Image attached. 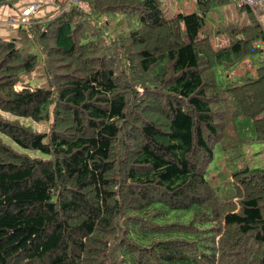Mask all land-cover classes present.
Listing matches in <instances>:
<instances>
[{
    "label": "trees",
    "instance_id": "trees-1",
    "mask_svg": "<svg viewBox=\"0 0 264 264\" xmlns=\"http://www.w3.org/2000/svg\"><path fill=\"white\" fill-rule=\"evenodd\" d=\"M229 2L246 22L206 20ZM195 3L61 1L4 23L0 133L19 148L0 135V264H264V163L246 153L262 142L264 160V23Z\"/></svg>",
    "mask_w": 264,
    "mask_h": 264
},
{
    "label": "rangeland",
    "instance_id": "rangeland-1",
    "mask_svg": "<svg viewBox=\"0 0 264 264\" xmlns=\"http://www.w3.org/2000/svg\"><path fill=\"white\" fill-rule=\"evenodd\" d=\"M159 5L162 10V13L165 16H171L172 14L178 11L188 12L196 9L195 0H159ZM12 17L14 19H18L19 15L17 17L16 16H12ZM211 18L221 19L222 21L228 23L229 22L244 23L247 20L245 12L243 10H237L234 6V2H229L226 4L216 5L211 7L206 15V20L210 22ZM210 42L213 47H217L226 44V38L221 34L214 35L210 38ZM25 47L28 50H34L35 43L32 41H28L26 42ZM40 73H41V69L35 68L33 72H31L29 75H26L24 77L23 80L24 83H28L30 85H33L35 83L38 84L39 81L42 79L39 75ZM3 114H5L8 117H15L16 119H18V121L28 124L37 130H43L46 128V122L43 120H35L30 117L10 114L8 112H3ZM0 135L6 142H9L13 147L19 148L8 136H5L1 133ZM261 147H262V142H253L250 143L248 147H246V153H248L247 157H250V162L252 163V165H260L264 163V160L259 153ZM214 150L216 156L220 151L219 149H217V147H215ZM26 151L34 155L40 154L39 151L34 149H28Z\"/></svg>",
    "mask_w": 264,
    "mask_h": 264
},
{
    "label": "crops",
    "instance_id": "crops-1",
    "mask_svg": "<svg viewBox=\"0 0 264 264\" xmlns=\"http://www.w3.org/2000/svg\"><path fill=\"white\" fill-rule=\"evenodd\" d=\"M62 0H14L11 4H1L0 5V33L6 34L7 26L5 23V18L7 16H20L25 12V8L29 3L37 2L39 3V8L34 13V17H42L46 14L54 13V11L60 5Z\"/></svg>",
    "mask_w": 264,
    "mask_h": 264
},
{
    "label": "built area",
    "instance_id": "built-area-1",
    "mask_svg": "<svg viewBox=\"0 0 264 264\" xmlns=\"http://www.w3.org/2000/svg\"><path fill=\"white\" fill-rule=\"evenodd\" d=\"M73 0H62V4L59 6L60 8H65L69 2ZM238 4L244 3L251 7V9L255 12L257 20L261 23H264V0H236ZM39 8V3L32 2L29 3L23 15H20L18 19H14L11 16H7L5 18V23L9 26L15 27L17 24L25 22L27 20V15L33 14Z\"/></svg>",
    "mask_w": 264,
    "mask_h": 264
}]
</instances>
